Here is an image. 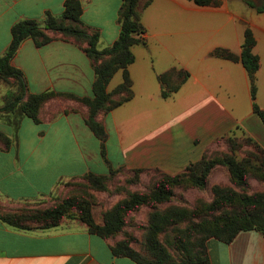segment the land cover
Wrapping results in <instances>:
<instances>
[{
	"label": "crops",
	"instance_id": "obj_1",
	"mask_svg": "<svg viewBox=\"0 0 264 264\" xmlns=\"http://www.w3.org/2000/svg\"><path fill=\"white\" fill-rule=\"evenodd\" d=\"M64 1L0 0V56L16 20L42 19L46 12L59 15ZM122 1L80 0L81 20L89 30L99 31L100 49L118 37ZM140 11L145 43L132 47V97L97 116L107 132L105 158L100 141L84 123V108L72 100L47 104L40 123L17 111H0V131L11 139L8 149L0 148L1 207L49 204L65 181L88 172L108 174L110 167L175 175L232 131L252 137L264 148V123L253 111L245 68L240 60L211 54L224 48L239 56L244 29L252 30L253 51L260 62L255 101L264 110V12L258 13L246 0H222L218 7L191 0H151ZM11 62L23 72L26 96L45 90L92 96V61L60 34L40 47L30 38L23 40ZM170 68H182L188 77L164 98L158 75ZM121 81L117 71L107 90ZM9 89L0 82V108ZM206 244L211 264H264V236L256 230L240 231L230 243L212 237ZM0 264L137 263L114 256L107 240L77 219L64 218L57 226L32 230L0 220Z\"/></svg>",
	"mask_w": 264,
	"mask_h": 264
},
{
	"label": "trees",
	"instance_id": "obj_2",
	"mask_svg": "<svg viewBox=\"0 0 264 264\" xmlns=\"http://www.w3.org/2000/svg\"><path fill=\"white\" fill-rule=\"evenodd\" d=\"M191 1L198 6L218 7L222 4V0ZM150 2L123 0L118 10V37L111 45L101 49L98 47L99 31L89 30L81 20L80 0H65L64 9L59 15L46 12L42 19L16 20L11 26L10 42L0 56V82L11 86L4 95V105L0 111H17L34 123H40L45 118V104L48 101L72 100L84 108V123L100 141V153L105 158L107 132L97 116L132 97L128 65L134 60L132 47L145 43L140 9ZM246 3L258 13L264 12V0H259V3L246 0ZM55 34L76 43L92 61L94 80L91 97L54 90L26 96L23 72L12 64V58L23 40L30 38L35 46L40 47L51 42ZM255 43L252 30L246 26L239 56L224 48H216L211 54L233 61L240 60L248 76L253 111L264 123V110L255 101L256 72L260 66L259 57L253 51ZM117 71H121L122 81L108 91L107 85ZM187 77L188 72L182 68H170L160 73L158 81L162 97L176 91ZM226 142L231 150L240 145L230 137ZM243 142L251 143L256 152L236 159L233 154H208L206 149L198 161L190 163L175 175L158 169H129L125 166L110 167L108 174L88 172L65 181L62 190L48 206L10 210L0 207V220L18 229L32 230L57 226L64 218L77 219L86 225L90 233L107 240L114 256L128 257L137 264H211L206 244L209 238L230 243L237 233L245 230H256L264 236V193L246 192L250 177L264 184V149L250 136L244 138ZM10 145V137L0 131V148L6 150ZM216 166L226 169L231 182L240 191L219 185L209 186V176ZM120 170L132 171L134 175L154 171L157 176L152 177L143 188L128 189L124 198L103 212L102 221L98 223L93 216V197L88 189L109 192L107 182ZM139 183L136 179L129 185ZM209 187L213 194L209 201L198 200L192 207L170 205L165 209L158 208L176 198L177 189L206 190ZM142 206L153 210L143 226L146 232L145 253L133 248L128 237L113 240L126 226L127 215ZM169 245L177 253L176 257L169 250Z\"/></svg>",
	"mask_w": 264,
	"mask_h": 264
},
{
	"label": "rangeland",
	"instance_id": "obj_3",
	"mask_svg": "<svg viewBox=\"0 0 264 264\" xmlns=\"http://www.w3.org/2000/svg\"><path fill=\"white\" fill-rule=\"evenodd\" d=\"M255 3H259V0H253ZM119 79V74L113 78L111 81L112 85L116 84V81ZM8 85V84H6ZM8 87H11L8 85ZM56 101V99H52L45 104ZM77 104V103H76ZM224 136V137H223ZM222 139H216L213 143L207 148L208 154H233L236 159H242L244 157L249 156L250 153L256 152L254 146L251 143L243 142L244 138H247L248 135L243 133H238L236 131H232L228 134L223 135ZM236 139L240 144L236 149L231 150L226 142L227 138ZM259 144V143H258ZM260 145V144H259ZM261 146V145H260ZM262 147V146H261ZM263 148V147H262ZM111 152L114 156H117L116 148L111 145ZM264 149V148H263ZM130 169V168H129ZM157 174L154 171H144L139 174H135L129 170H120L117 172L112 178L107 182L108 191H96L92 189H88V192L93 197L92 204V212L93 216L97 218L100 222L102 221L103 212L110 209L114 204H116L120 199L124 198L127 194V190H134L136 188H143L145 184L152 177H156ZM139 180L140 183L130 184L134 180ZM248 189L247 193H264V184L258 181L257 179L250 177L248 179ZM219 185L221 187H231L237 191H240L234 184L231 182L229 175L226 169L223 166H216L210 176H209V186ZM62 190V189H61ZM177 197L171 200L170 202H165L161 204L158 208L165 209L166 207L173 206H181V207H192L194 203L198 200L209 201L213 194L210 190V187L206 190H198L195 188H186V189H177ZM55 197V196H54ZM53 199L49 204L44 205H35V206H18V207H5V209H18V208H34L41 206H48L52 203ZM1 207V206H0ZM3 208V207H2ZM153 210L149 207L142 206L137 209L134 213H130L127 215L126 226L124 227L122 233L117 235L113 240L123 239L124 237H128L133 248L140 250L142 253H145V230L143 226H145L148 222V219ZM113 240H110L112 242ZM169 250L176 257L177 253L173 250V247L169 245Z\"/></svg>",
	"mask_w": 264,
	"mask_h": 264
}]
</instances>
